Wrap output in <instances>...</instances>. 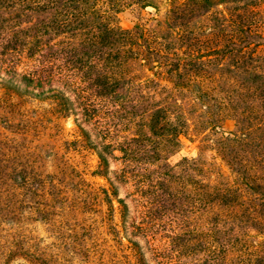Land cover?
Wrapping results in <instances>:
<instances>
[{"label": "rangeland", "instance_id": "374dc122", "mask_svg": "<svg viewBox=\"0 0 264 264\" xmlns=\"http://www.w3.org/2000/svg\"><path fill=\"white\" fill-rule=\"evenodd\" d=\"M0 264H264V0H0Z\"/></svg>", "mask_w": 264, "mask_h": 264}]
</instances>
